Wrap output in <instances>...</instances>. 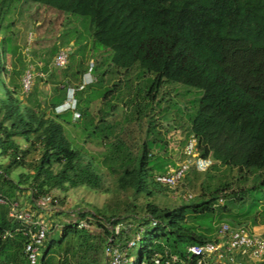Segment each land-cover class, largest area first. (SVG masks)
I'll use <instances>...</instances> for the list:
<instances>
[{"label": "trees", "instance_id": "1", "mask_svg": "<svg viewBox=\"0 0 264 264\" xmlns=\"http://www.w3.org/2000/svg\"><path fill=\"white\" fill-rule=\"evenodd\" d=\"M30 1L84 20L93 49L109 51L115 69L123 68L129 72L137 67L139 77L150 75L146 87L147 107H153L167 81L183 83L201 92L199 104L190 114L189 130V137L195 135L198 140L200 155L212 157L216 163L240 171L248 169L262 173L261 180L254 187L243 190L241 195L233 194L235 202H245L253 191L264 194V0ZM5 41L2 40L4 46L0 49V84L4 92L0 99V155L8 162L5 165L0 163V234L11 230L14 235L0 240V264H30L25 255L28 237L23 232H15L20 224L10 217V206L2 203L1 199L18 200L22 193L29 191V203L35 208L43 196H51L53 189L67 191L81 185L98 188L102 176L93 160L84 161L81 148L67 135L65 123L69 124V121L65 114L68 111L57 112L67 98L66 84L56 88L59 93L51 98L52 115L40 101L35 105L22 101L6 82ZM85 47L80 46L78 51L83 57ZM72 55L69 52L73 60L76 56ZM82 61V58L77 60L79 68L74 74L86 72ZM84 88L77 89L78 97ZM110 93L111 90L105 97ZM96 98L88 100L89 103ZM84 99L83 94L78 99L77 109L82 117L83 112H90V107L84 105ZM82 105L84 110L81 112ZM115 108L117 105L112 110ZM107 115L101 113L97 121L91 116L95 128L101 127L100 122L109 121ZM156 128V123L151 120L148 133L160 135ZM97 132L95 130L87 136H99ZM16 137H23L29 146L23 148ZM152 143L145 139L134 164L131 165L130 160L123 166L124 173L129 176L128 184H133L137 193L145 192L148 196H154L165 188L155 180V170L164 172L166 160L153 158ZM114 147L117 148V143ZM32 151H39V157L29 160ZM121 158L119 155H106L105 163L112 167V163ZM19 168L26 170L15 177L14 173ZM189 172L182 184L188 179ZM149 177L152 188L147 190ZM228 185L209 189L197 203L182 204L173 209L148 202L147 213L137 220L138 225L145 227V222H151V215L160 221L155 228L163 225L166 231L154 234L145 229L139 255L132 264H153V254L165 247L184 256L190 244L217 240V237L210 239L202 233H195L184 223L189 216L188 208L193 209L195 217L215 213L218 208L227 210L226 205L218 206L220 194ZM256 196L257 202L264 198ZM136 207L134 205L131 211L136 212ZM79 213V220L86 223H92L89 221L91 218L95 219L104 235L92 234L88 225L81 228L79 222L69 223L58 240L47 242V237L38 264H108L105 245L111 232L104 219L124 217L88 211ZM254 222L256 226L257 218ZM161 237L165 239L159 240ZM130 238L129 233L123 232L118 241L126 245ZM132 252L133 249L130 256ZM242 260L249 264H264Z\"/></svg>", "mask_w": 264, "mask_h": 264}, {"label": "rangeland", "instance_id": "2", "mask_svg": "<svg viewBox=\"0 0 264 264\" xmlns=\"http://www.w3.org/2000/svg\"><path fill=\"white\" fill-rule=\"evenodd\" d=\"M0 4V39L6 40L4 64L8 69L7 84L25 103L35 105L40 101L49 115H52L53 111L50 105L51 98L59 93L56 88L66 84L67 98L57 108V112L68 111L65 114L69 121V124L65 123L68 128L67 135L81 148L84 161L93 160L102 176L98 188L81 185L70 187L67 191L53 189L50 195L59 200L58 209L54 208V204H46L44 209L38 206L34 208L29 203L30 192L22 193L18 198L21 205L33 208L37 214L51 222L52 228L47 242L52 239L58 240L65 225L74 223L81 217V213L78 212L83 210L105 213L108 216L116 214L115 217L121 216L124 220H131L134 226L129 234L132 237L139 220L132 218H135V215L139 218L146 215L148 202L170 209L182 204H194L200 201L203 193L208 194L209 189L221 184L229 185L226 191L220 194L224 201L218 207L226 205L227 210L218 208L215 213L195 217L193 209L188 208L189 216L184 226L210 239L217 237L224 222L250 229L255 227L258 233L264 235L262 191L251 192L254 196L250 194L245 202H235L232 199L233 194L241 195L243 190H248L259 183L262 178L260 171L248 169L240 171L238 168L216 163L207 172L190 171L188 179H185L176 190L165 187L161 191L158 190L154 196H148L145 192L137 193L134 185L128 184L129 176L124 173L123 166L130 160V164H134V158L141 150L145 139L153 142V158L166 160L165 171L169 165L174 167L181 162L183 147L190 134V114L197 108L201 92L183 83L167 81L153 107L151 108V105L147 107L146 104L149 102L146 91L147 79L151 76L139 77L137 67H133L129 72L123 68L115 69L109 58V51L93 49L92 40L85 30L87 23L84 20L30 0H6ZM2 40L0 49L4 46ZM81 44L86 45L85 57L78 52ZM60 49H65L68 54L72 52V56H76L73 60L69 56L65 68L55 66ZM81 58L82 68H86V72L74 74L79 68L77 60ZM94 65H97V68H94ZM29 69H33L34 80L32 90L28 94L24 90L23 79ZM78 88L85 89L79 97L83 94L84 105L90 107V112H83V117L77 109ZM110 90V95L105 97ZM3 96L0 84V99ZM95 96L97 98L89 103ZM114 105H117V108L112 110ZM83 107L82 105L81 112L84 110ZM101 113L104 115L108 113L109 121L100 122L101 127L98 129L93 125L91 116L97 121ZM151 120L156 123L155 130L160 131V135L157 132L148 133ZM95 130H98L99 136H87L93 134ZM16 140L23 148L29 146L23 137H16ZM113 143L114 145L117 143V148L112 145ZM106 155L112 157L119 155L122 158L118 162L114 161L110 167L105 163ZM38 157L39 151H32L29 160ZM7 162L8 159L0 155V163L5 165ZM24 170L26 169H17L14 176L17 177L19 172ZM155 171L158 173V170ZM147 181L149 190L152 188L150 177ZM188 193L194 197L185 200L183 195ZM255 194L262 198L260 202L256 201ZM134 205L137 206L136 212L131 211ZM89 221H92L87 222L90 232L96 236H103V230L96 220L91 218ZM149 222L150 220L145 222L147 224L144 228H148L154 234L166 231L163 225L155 228L156 226ZM164 239L161 237L159 240ZM140 248L141 246H138L133 249V260L139 255Z\"/></svg>", "mask_w": 264, "mask_h": 264}, {"label": "built area", "instance_id": "3", "mask_svg": "<svg viewBox=\"0 0 264 264\" xmlns=\"http://www.w3.org/2000/svg\"><path fill=\"white\" fill-rule=\"evenodd\" d=\"M69 61V54L64 50H60L56 59L55 66L63 68ZM34 72L29 69L23 79L25 92H28L33 85ZM198 140L195 135H191L183 147V158L181 162L174 167L168 166L166 171L155 174V180L169 189L176 190L182 184L185 175L190 170L198 172H206L216 163L212 157H203L197 147ZM193 194H184L185 200H190ZM224 198H219V203ZM2 203L9 204L10 217L14 218L20 226L15 232H23L28 237L25 246V255L30 264H38L47 237L52 228L51 222L44 216L36 213L33 208L23 207L18 200H9L2 198ZM46 204H54V208L58 209V200L52 196H43L35 206L45 208ZM94 213L90 210L83 212ZM80 212V211H79ZM78 212V213H79ZM151 224L157 226L160 221L149 215ZM136 219H140L135 216ZM135 218H132L135 220ZM117 221V222H114ZM131 220L113 218L109 221L104 219V224L111 232L107 235L105 245V255L108 257V264H132L133 257L129 255L131 249L140 246V242L145 230L144 226L137 225L134 235L125 242H119L120 236L129 233L133 229ZM75 222H79V227L87 225L85 220L77 218ZM138 227V228H137ZM14 235V231L7 230L0 234V240L6 239ZM217 240L207 241L204 243H194L187 246L185 255L172 253L168 248L160 252H155L152 257L153 264H247L242 259H249L253 263H257L264 259V235L245 226H233L228 222L221 224ZM242 259H241V258Z\"/></svg>", "mask_w": 264, "mask_h": 264}, {"label": "crops", "instance_id": "4", "mask_svg": "<svg viewBox=\"0 0 264 264\" xmlns=\"http://www.w3.org/2000/svg\"><path fill=\"white\" fill-rule=\"evenodd\" d=\"M241 258V257H240ZM247 263V262H246ZM250 262H248L247 264H249ZM260 263V262H259ZM261 263H264V259H263V261H261Z\"/></svg>", "mask_w": 264, "mask_h": 264}, {"label": "clouds", "instance_id": "5", "mask_svg": "<svg viewBox=\"0 0 264 264\" xmlns=\"http://www.w3.org/2000/svg\"><path fill=\"white\" fill-rule=\"evenodd\" d=\"M68 62H69V61H68ZM189 138H190V137H189ZM189 138H188V139H189Z\"/></svg>", "mask_w": 264, "mask_h": 264}]
</instances>
